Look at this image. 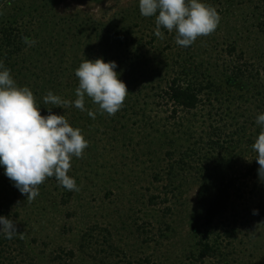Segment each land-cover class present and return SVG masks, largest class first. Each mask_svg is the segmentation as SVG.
Masks as SVG:
<instances>
[{"label": "rangeland", "instance_id": "obj_1", "mask_svg": "<svg viewBox=\"0 0 264 264\" xmlns=\"http://www.w3.org/2000/svg\"><path fill=\"white\" fill-rule=\"evenodd\" d=\"M205 3L219 24L185 48L174 31L154 35L155 16H142L138 0H0V29L11 25L36 41L15 56L14 70L0 56L18 86L35 95L53 90L51 81L61 76L63 90L55 95L74 101L75 70L102 57L117 63L129 93L114 115L85 97L95 119L70 103H44L47 93L34 96L41 115L55 106L52 112L80 128L88 147L68 173L79 191L55 176L32 200L17 189L3 216L23 236L7 240L0 264H199L193 254L203 185L225 176L246 182V194L216 220L219 253L203 264H264V181L258 168L241 179L255 162L256 117L264 113V0ZM183 67L203 86L192 111L162 98ZM1 179L10 181L3 167ZM224 225L235 230L231 238Z\"/></svg>", "mask_w": 264, "mask_h": 264}, {"label": "clouds", "instance_id": "obj_2", "mask_svg": "<svg viewBox=\"0 0 264 264\" xmlns=\"http://www.w3.org/2000/svg\"><path fill=\"white\" fill-rule=\"evenodd\" d=\"M138 6L142 16H155L154 35L157 38H165L161 28L170 33L174 31L175 43L185 48L198 37L212 33L220 21L216 9L205 0H138ZM21 39L28 47L36 43L27 36ZM117 67L115 61L105 62L102 57L84 59L75 70L78 78L76 99L69 102L48 91L44 103H70L95 119L96 113L85 108V97H88L101 112L114 115L129 94ZM256 123L261 131L252 149L257 154L258 176L264 181V113L257 115ZM87 147L82 130L71 126L65 115L51 110L41 115L32 90L18 86L11 70L0 61V167L13 186L27 195V200L36 198L38 186L53 176L66 190L79 191L75 178L68 173L73 157L80 158ZM0 235L8 240L23 236L18 234L16 223L3 215H0Z\"/></svg>", "mask_w": 264, "mask_h": 264}, {"label": "trees", "instance_id": "obj_3", "mask_svg": "<svg viewBox=\"0 0 264 264\" xmlns=\"http://www.w3.org/2000/svg\"><path fill=\"white\" fill-rule=\"evenodd\" d=\"M22 32L17 27L7 26L0 29V51H2L5 57V64L8 67H12V61L16 59L15 56H20L25 47V43L21 39ZM119 45H122L121 39H118ZM125 44V43H124ZM190 48V46L188 47ZM11 69V68H10ZM62 74L64 70L62 68L58 69ZM179 70V69H178ZM188 70L186 67L180 69L179 76L171 78L168 81V86L166 91L163 93L162 98L168 99L175 107L178 109L192 111L195 110L201 102L200 96L202 93V85L194 83L193 80L188 79ZM57 76V75H56ZM63 77L58 76L56 79L51 81V87L53 94H59L63 90ZM183 79V81H181ZM186 79V80H185ZM59 89V91H55ZM48 91L45 89L42 93L36 92L34 96L42 97ZM51 109V106H49ZM55 111V106L52 108ZM259 168L258 163H253V166L249 168L246 173L242 175V180H247L252 176ZM2 180V179H1ZM241 180L235 177H222L218 183L213 181L204 182L203 197L200 202L203 215L202 224L196 227V235L198 242L196 243L197 249L193 254L194 261L203 264L205 260L217 256L219 253L220 244L217 239H213L215 234L217 238L220 235V227L215 225L218 218H226L231 210H235L234 204L236 201L241 200L245 196V185L246 182L241 183ZM245 183V185H244ZM0 215H3L15 205V200L17 199V189L13 186L12 181L6 179L2 180L0 183ZM224 225V235L226 238H231L235 230H228ZM8 239H5L3 235H0V258H5L4 255L7 254V243ZM72 254V253H71Z\"/></svg>", "mask_w": 264, "mask_h": 264}]
</instances>
